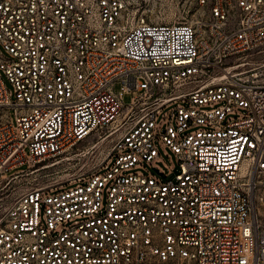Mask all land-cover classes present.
<instances>
[{
  "label": "built area",
  "instance_id": "1",
  "mask_svg": "<svg viewBox=\"0 0 264 264\" xmlns=\"http://www.w3.org/2000/svg\"><path fill=\"white\" fill-rule=\"evenodd\" d=\"M140 2L0 0V179L91 155L5 206L0 264H264V0Z\"/></svg>",
  "mask_w": 264,
  "mask_h": 264
},
{
  "label": "rangeland",
  "instance_id": "2",
  "mask_svg": "<svg viewBox=\"0 0 264 264\" xmlns=\"http://www.w3.org/2000/svg\"><path fill=\"white\" fill-rule=\"evenodd\" d=\"M182 0H141L139 7L145 11V14L155 21H173L178 18H188L198 16L199 12L195 7L191 6L190 9L185 12L181 7ZM251 58L261 59L264 58V54H253ZM121 83L115 81L113 83V89L115 91L120 90ZM133 93L123 92V102L128 103L132 98ZM174 103H170L162 110L163 114H166L170 106ZM166 116L161 114L157 117V122L160 125L165 124ZM100 144V143H99ZM84 144L78 143L72 148H69L66 152L57 157H50L42 160L40 166L36 170H27L22 174H8L4 175L0 179V214L3 212L5 206L25 187L31 183H39L41 181L50 180H64L67 177H74L82 172L88 170L87 161L89 160L90 153L83 154L82 147ZM99 149V145H98ZM160 154L154 158L150 163H143L138 169L148 174H155V167L159 169L164 175L169 176L172 171L177 168V161L173 153L166 148L160 147ZM28 155V153H27ZM25 167V164L16 168Z\"/></svg>",
  "mask_w": 264,
  "mask_h": 264
}]
</instances>
